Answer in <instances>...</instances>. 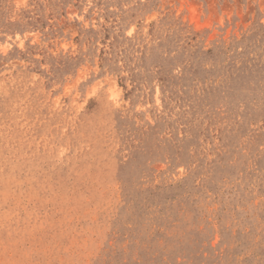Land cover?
Returning a JSON list of instances; mask_svg holds the SVG:
<instances>
[{"label": "rangeland", "instance_id": "1", "mask_svg": "<svg viewBox=\"0 0 264 264\" xmlns=\"http://www.w3.org/2000/svg\"><path fill=\"white\" fill-rule=\"evenodd\" d=\"M0 264H264V0H0Z\"/></svg>", "mask_w": 264, "mask_h": 264}]
</instances>
